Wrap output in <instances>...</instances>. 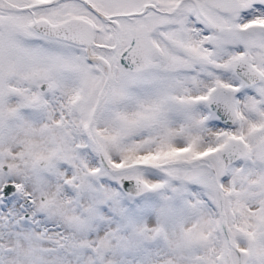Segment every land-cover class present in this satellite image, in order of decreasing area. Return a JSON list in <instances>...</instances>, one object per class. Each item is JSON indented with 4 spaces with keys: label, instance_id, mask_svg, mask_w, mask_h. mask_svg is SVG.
I'll use <instances>...</instances> for the list:
<instances>
[{
    "label": "snow or ice",
    "instance_id": "obj_1",
    "mask_svg": "<svg viewBox=\"0 0 264 264\" xmlns=\"http://www.w3.org/2000/svg\"><path fill=\"white\" fill-rule=\"evenodd\" d=\"M0 264H264V0H0Z\"/></svg>",
    "mask_w": 264,
    "mask_h": 264
}]
</instances>
